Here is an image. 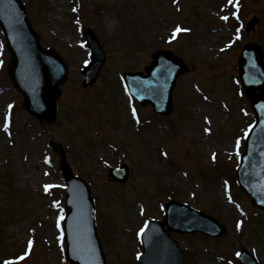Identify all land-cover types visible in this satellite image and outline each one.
<instances>
[{"label":"rangeland","instance_id":"374dc122","mask_svg":"<svg viewBox=\"0 0 264 264\" xmlns=\"http://www.w3.org/2000/svg\"><path fill=\"white\" fill-rule=\"evenodd\" d=\"M22 1L41 33L42 46L54 45L53 40L63 43L56 50L69 71L58 98L55 139L70 146L68 162L92 189L97 201V234L107 264H136L135 255L140 249L134 238L135 230L144 217H160L158 204L170 198L216 217L226 227V233L216 240L200 234H175L186 264H237L234 255L241 247H246L259 264H264V212L250 207L248 199L235 187L233 177L225 178L232 186L230 191L237 207L227 204L223 183L218 181L212 187L226 164L220 163L219 168L211 164L213 170L205 165L209 154L231 151L233 137L243 134L245 126L253 120L248 103L241 97L236 68L232 69L228 61L239 50L230 51L221 63L225 73L218 75V79L214 78L219 73L218 65L201 57L207 54L220 62L224 54L217 52L226 41L224 28L212 14L222 0H180L183 13L195 18L189 23L194 34L184 41L190 46L194 44L196 49L183 47V39L171 48L186 57L192 70L177 82L176 108L171 117L152 125L147 121L150 109H140L142 119L147 121L145 126L128 113L117 74L137 69L160 43L158 32L168 35L170 22L180 20L173 7L175 0H80L82 9L75 13L76 17L81 16L83 27L94 31L107 52L100 78L89 90H84L79 82V61L85 53L80 46L82 38L74 31L79 22L69 13V0ZM73 6L77 8L78 2ZM244 6L245 21L252 15L258 17L256 28L244 42L264 46V0H245ZM3 74L0 83L5 80ZM196 88L214 94L210 103L197 97ZM7 97H0V108ZM219 101L225 102L228 111L219 108ZM20 126L25 131L14 136L12 147L5 144L0 130V262L5 264L6 259L21 254L28 232L35 228L36 235L32 236L35 247L20 264H61L59 232L52 227L53 201L40 192L41 182L56 181L58 176L44 179L46 171L41 156L45 134L25 114L16 115L14 128ZM161 152H167L170 158L164 159L166 156ZM56 158L52 159V166ZM121 162L129 166L127 182H109L106 174L109 166ZM238 209L248 213L247 218ZM22 215L26 216L19 218Z\"/></svg>","mask_w":264,"mask_h":264},{"label":"water","instance_id":"95a60500","mask_svg":"<svg viewBox=\"0 0 264 264\" xmlns=\"http://www.w3.org/2000/svg\"><path fill=\"white\" fill-rule=\"evenodd\" d=\"M0 22L12 54V62L8 66L9 74L17 88L25 96L24 106L37 117L49 123L53 119L54 100L58 95L56 87L65 79V66L52 51L45 52L38 48L37 38L27 26L22 11L14 6V0H0ZM247 52L253 55L248 57V61L254 62L255 68L263 71L259 49L249 47ZM246 64L245 61H241V75L244 68L248 67ZM260 77H263L262 73ZM261 84L264 85L261 82L247 87L246 93H248L247 90L252 92L253 88H261L262 99H264V86L260 87ZM167 102H170V98ZM258 113L259 117H263L264 108L260 103L258 104ZM237 175L240 186L251 198L253 204L264 209V130L251 132L247 142V151L241 158ZM69 178L67 174V179ZM77 205L81 206L80 203ZM169 209L171 212L180 210L181 214L187 213L194 220V223L185 224L171 216H166L164 224L170 230L180 232L199 230L205 234L219 235L220 230L218 229L215 233L203 229L206 223L219 228L212 218L191 214L182 207ZM79 214L72 207L68 216L67 236L70 259L79 264H100L99 251L92 235L91 226ZM143 246L144 254L140 257V264H181L180 253L178 251L175 253L176 246L169 239L168 234L162 230L160 224L157 228L150 229L144 234ZM171 252L175 256L171 257Z\"/></svg>","mask_w":264,"mask_h":264},{"label":"snow or ice","instance_id":"6c2138e0","mask_svg":"<svg viewBox=\"0 0 264 264\" xmlns=\"http://www.w3.org/2000/svg\"><path fill=\"white\" fill-rule=\"evenodd\" d=\"M229 2L231 3V0H229ZM223 19H227V17H223ZM181 29L177 28L176 32H180ZM176 33H173V35L175 36ZM237 39H239V36H237ZM11 107V106H9ZM4 130L7 131L8 130V123H7V117L5 118V125H4ZM237 146H239V141H237ZM45 163H47V160L45 161ZM49 187L51 186H45V191L47 192ZM59 226V223H58ZM240 225H237V228L239 229ZM29 248H31V241H29ZM20 259H24V257H21ZM5 264H15V262L13 261H6Z\"/></svg>","mask_w":264,"mask_h":264}]
</instances>
